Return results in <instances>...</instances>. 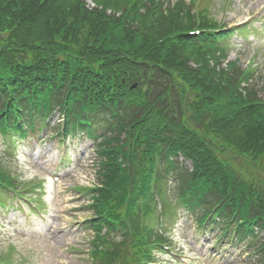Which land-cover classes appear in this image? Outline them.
I'll return each mask as SVG.
<instances>
[{"label":"trees","instance_id":"trees-1","mask_svg":"<svg viewBox=\"0 0 264 264\" xmlns=\"http://www.w3.org/2000/svg\"><path fill=\"white\" fill-rule=\"evenodd\" d=\"M92 1L93 7L86 0H0L2 136L20 128L18 117L34 131L62 110L68 133L78 124L101 138L97 215L107 206L117 218L148 212L170 173L183 207L198 219L216 212L217 227L230 228L224 236L235 231L248 252L256 251L254 264H264V183L245 182L221 154L264 167L257 86L235 62L221 66L211 36L187 34L197 23L211 24L184 0ZM242 82L249 84L245 93ZM2 160L0 182L10 178ZM102 222L109 224L103 217L93 223L97 239L119 242L111 251L93 243L95 264H139L150 242L165 241L158 231L101 234Z\"/></svg>","mask_w":264,"mask_h":264},{"label":"rangeland","instance_id":"rangeland-1","mask_svg":"<svg viewBox=\"0 0 264 264\" xmlns=\"http://www.w3.org/2000/svg\"><path fill=\"white\" fill-rule=\"evenodd\" d=\"M87 1L93 4L92 0ZM187 1L192 7L193 1ZM197 1L206 20H217L227 27L246 25L259 15L261 21L255 22V25L264 21V0H194ZM229 41L232 45L225 48L227 59H239L244 67L252 64L253 69L258 68L255 81L260 95L264 96V38L260 42L255 40L252 45H243L238 37ZM57 116V113L53 115L52 123L57 121ZM213 141L222 144L216 137ZM63 147L58 148L53 138L45 134L38 139L29 136L15 142V156L9 157L12 161L1 162L3 171L19 183L18 190L30 196L40 194L44 206L43 213L39 214L26 202L24 208L28 210L31 207L33 222L26 221L24 210L20 208L18 212L13 200L5 202V206L12 209L0 207V258L10 264H94L92 255L87 252L89 240L94 234L84 228V221L91 212L84 206L86 199L80 193V187L98 182L97 150L91 140L83 139L69 146L71 160L69 165H65L59 156ZM261 160L264 162V158ZM232 166L239 177L244 176L249 181L251 178L259 179L264 183V167L254 161L237 158ZM55 174L59 176V181L53 180ZM42 180L46 182L44 190L30 188V184ZM35 213L38 215H33ZM195 226L190 215L170 225L175 238V253L178 252V256L169 252L167 259L172 255L174 257L171 264H251L247 254L241 251L240 242L236 243L238 248L226 244L217 252L214 233L193 237ZM105 249L111 251L114 245L106 244Z\"/></svg>","mask_w":264,"mask_h":264}]
</instances>
